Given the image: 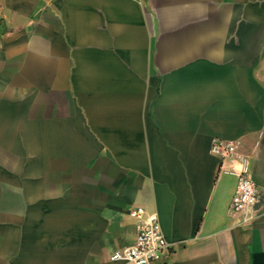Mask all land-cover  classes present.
Segmentation results:
<instances>
[{"label": "crops", "instance_id": "crops-1", "mask_svg": "<svg viewBox=\"0 0 264 264\" xmlns=\"http://www.w3.org/2000/svg\"><path fill=\"white\" fill-rule=\"evenodd\" d=\"M137 207L154 264H264V0H0V264H125Z\"/></svg>", "mask_w": 264, "mask_h": 264}, {"label": "built area", "instance_id": "built-area-1", "mask_svg": "<svg viewBox=\"0 0 264 264\" xmlns=\"http://www.w3.org/2000/svg\"><path fill=\"white\" fill-rule=\"evenodd\" d=\"M237 148L235 142L220 141L213 145L212 150L222 158H226L236 157ZM235 173L237 184L229 210L232 215L237 216V224H245L256 216L263 195L246 167L240 168ZM131 214L138 219L134 242L115 251L111 258L123 261L125 264H154L171 251L174 242L166 238L155 212L146 213L142 207H137Z\"/></svg>", "mask_w": 264, "mask_h": 264}]
</instances>
